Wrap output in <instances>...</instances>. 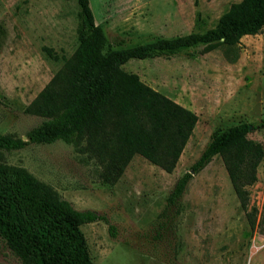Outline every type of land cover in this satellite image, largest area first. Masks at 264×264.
<instances>
[{
    "label": "rangeland",
    "instance_id": "rangeland-1",
    "mask_svg": "<svg viewBox=\"0 0 264 264\" xmlns=\"http://www.w3.org/2000/svg\"><path fill=\"white\" fill-rule=\"evenodd\" d=\"M239 0H89L96 24L121 46L214 27ZM78 0H0V133L27 140L42 118L25 107L78 45ZM49 47L53 58L43 47ZM229 62L203 45L130 59L122 67L197 114L170 173L134 155L110 183L78 146L58 140L0 149V161L25 168L77 210L104 219L81 225L94 264H264V235L251 230L220 156L192 172L183 194L168 196L213 133L240 122L264 146V29L244 35ZM250 205L264 199V157L250 186ZM0 264H21L0 238Z\"/></svg>",
    "mask_w": 264,
    "mask_h": 264
},
{
    "label": "trees",
    "instance_id": "trees-1",
    "mask_svg": "<svg viewBox=\"0 0 264 264\" xmlns=\"http://www.w3.org/2000/svg\"><path fill=\"white\" fill-rule=\"evenodd\" d=\"M78 1V45L24 109L42 121L26 132L27 140L0 133V149L58 140L72 143L100 164L102 177L110 183L136 154L172 172L197 114L122 65L200 44L205 52L221 48L227 60L235 62L240 39L264 29V0L233 2L217 24L203 32L133 46L111 43L95 23L89 0ZM43 49L58 58L51 48ZM249 126L240 122L213 133L190 169L177 179L168 199L179 198L192 172L218 155L251 230L264 235V199L260 208L250 205L249 189L257 180L264 146L248 136ZM101 219L93 210L75 209L25 168L0 161V238L21 264H94L81 225Z\"/></svg>",
    "mask_w": 264,
    "mask_h": 264
},
{
    "label": "water",
    "instance_id": "water-1",
    "mask_svg": "<svg viewBox=\"0 0 264 264\" xmlns=\"http://www.w3.org/2000/svg\"><path fill=\"white\" fill-rule=\"evenodd\" d=\"M249 128H251V126H249Z\"/></svg>",
    "mask_w": 264,
    "mask_h": 264
}]
</instances>
